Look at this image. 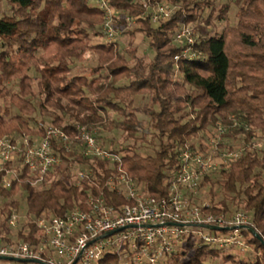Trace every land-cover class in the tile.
<instances>
[{"label": "trees", "instance_id": "1", "mask_svg": "<svg viewBox=\"0 0 264 264\" xmlns=\"http://www.w3.org/2000/svg\"><path fill=\"white\" fill-rule=\"evenodd\" d=\"M162 1L172 4L173 12L156 24L152 7L138 0H110L116 9L114 27L127 39V57L120 40L106 39L100 26L105 13L97 0H0V135L43 133L45 122L37 114L70 132L74 124H83L121 133L118 142L97 133L104 147L121 154L119 163L61 151L69 168L79 162L92 170L82 188L65 179L55 180L49 189L37 188L28 179V170L17 168L7 189L1 185L5 171L0 173V237L6 242L14 234L7 217L12 209L21 211L17 199H8L20 190L26 193L27 215L63 216L83 207L90 193L118 209L132 203L107 185L121 167L149 195L163 197L169 194L168 181L179 166L183 145L221 125L228 143L241 138L245 148L228 167L212 169L202 179L201 189L211 185L212 212L231 216L242 209L264 238V146L253 145L256 129L264 133V0L219 5L217 0H151L150 4ZM231 3L237 7L236 20L219 31L216 22H228ZM183 25L195 36L189 52L193 56L184 53L186 45L175 41ZM137 32L149 39L151 57L138 53ZM90 55L96 56L95 65L77 63ZM140 96L145 99L137 105ZM146 142L153 154L139 151ZM6 166L16 168L14 163ZM201 196L194 201L199 203ZM28 230L19 229L17 235L32 244L42 241L35 223L28 224ZM245 233L257 251L252 259L188 240L168 264H264V243L249 230ZM117 260L112 255L99 264Z\"/></svg>", "mask_w": 264, "mask_h": 264}, {"label": "built area", "instance_id": "2", "mask_svg": "<svg viewBox=\"0 0 264 264\" xmlns=\"http://www.w3.org/2000/svg\"><path fill=\"white\" fill-rule=\"evenodd\" d=\"M138 1L152 7L151 18L156 24L172 15L169 2L162 1L153 6L151 0ZM97 3L105 13L106 22L102 26L105 37L114 41L118 36L113 24L116 9L110 0H97ZM175 41L186 45L185 54L194 55L189 52L193 51L195 36L188 25L176 32ZM179 58L180 55L175 56L176 60ZM73 127L74 132H70L61 125L45 124L41 134L1 137L0 173L5 171L1 185L7 189L12 186V179L18 175L17 168H26L33 184L65 178L68 165L61 151L86 159L121 161V154L101 144L98 129L83 124ZM224 131L218 126L205 136L206 139H195V142L183 145L179 166L168 181L169 194L166 196L149 195L143 185L128 177L120 167L107 185L132 203L118 209L103 196L93 193L84 199L83 207H75L63 216L47 213L34 216L12 209L7 224L14 234L10 235V243L0 237V256L42 262L36 264H99L103 259L117 255L118 260L108 264H168V258L184 248L188 240L214 249L250 250L252 245L245 231L251 226V217L246 211L237 210L227 216L212 212L208 199H200L199 203L194 201L202 194V179L218 165L237 159L242 152L224 147ZM7 163H14L16 168L7 167ZM91 172L89 167H83L77 169L75 175L84 180ZM31 222L38 226L42 236V241L37 244L17 235L19 229L28 233Z\"/></svg>", "mask_w": 264, "mask_h": 264}, {"label": "rangeland", "instance_id": "3", "mask_svg": "<svg viewBox=\"0 0 264 264\" xmlns=\"http://www.w3.org/2000/svg\"><path fill=\"white\" fill-rule=\"evenodd\" d=\"M227 1H229V0H217V3H218V5L219 4H221V3H223V2H227ZM166 2H168V1H166ZM171 5V7L172 8H174L173 6H172V4H170ZM231 9H230V11H229V20H228V22L227 21H221L220 19H219V21H217L216 23V26L218 27V30L220 31L223 27H225V25H227L228 23L229 24H232V23H234L235 22V18H236V12H237V7L234 5V4H232L231 3ZM6 8H7V6H6ZM3 11V8H2V4L0 3V15H1V12ZM106 20V18H105V16H104V19H103V22L101 23V25L100 26H103V24L106 22L105 21ZM211 28V27H210ZM119 36H117V38L116 39H118V40H120V42H122L123 44L121 45V47H120V50H122L121 52L123 53V54H125L127 57H129V55L127 54V52L124 50V46L126 45V40L127 39H125L126 37L125 36H120V34H118ZM124 41H125V43H124ZM134 45L135 46H137L138 47V53L139 54H147L148 56H152V52H153V50L151 49V45H150V43H149V39L147 38V39H145L144 38V35H143V33H140V32H137L136 34H135V37H134ZM80 66H82V67H88V66H90V65H95L96 63H97V59H96V56H93V55H90L85 61H83V62H77ZM143 99H145L143 96H140V97H138L137 99H136V101H135V104H137V105H139L140 103H141V100H143ZM115 117H117V115L114 113L113 114ZM140 115V117L141 118H143L145 121H148V118L144 115V114H139ZM38 118H39V121H42V122H45V124L46 125H51L52 123H50L49 121H48V118H46V120H45V118H41V117H39V115L37 114L36 115ZM221 127H223L224 128V126L223 125H221ZM225 129V128H224ZM256 129V128H255ZM254 129V130H255ZM97 133H101V134H109V136L111 137V139L112 140H114V141H116V142H118L119 141V136H120V131L119 130H114V131H105L104 132V130H99L98 129V132ZM114 133V134H113ZM35 134H39V133H35ZM257 134V135H256ZM256 134H255V136L257 137V138H255V139H253L252 141H253V145L255 146V147H259L258 146V144L257 143H261L263 146H264V133H263V131L261 130V129H256ZM8 135H14V134H5V135H0V138L1 137H6V136H8ZM150 137L151 136H149L148 137V139H150ZM204 139H206L205 138V136H197L196 137V141L197 140H204ZM195 140V139H194ZM192 141V142H195V141ZM227 139H226V137H225V131H224V133H223V137H222V142H223V145H224V147H226V148H236V149H241L242 150V152H243V148H245V144H244V142L241 140V138H238V140L237 139H235V140H232V142L231 143H228L227 141H226ZM224 141H226L227 142V144H225V142ZM158 143V140H156V144ZM228 144H231V145H228ZM255 144H257V146L255 145ZM231 146V147H230ZM139 151H141L142 153H144V154H147V153H154V149L152 148V146H150L149 144H148V142H146L144 145H142V147L139 149ZM216 158H218V159H220L218 156H216ZM103 161V160H102ZM67 162V161H66ZM231 162V161H230ZM230 162H228L227 164H220V165H218L215 169H213L214 171H217L218 169H220L221 167L222 168H225V167H228L229 165H230ZM83 167H87L86 165L84 166V165H82L81 163H77V164H75V166L74 167H71V168H65V173H66V176H65V178H63V179H65V181L66 182H68V183H70V184H75V186H79L80 188H82V184H81V182H82V180H79V179H77L76 178V175H75V172H76V170L77 169H82ZM215 177H217V176H215ZM214 177V178H215ZM28 179H30V182H31V184L33 185V186H35V187H42V188H48L49 189V187L52 185V183L54 182H51V183H46V182H44V183H42V184H33L34 182H33V179H32V177H30L29 176V178ZM57 180H59V179H57ZM43 184H45L44 186H43ZM211 185L210 184H207L206 185V187H204V188H202L201 189V193L203 194V196H201V200H203V199H208V201H209V203L212 205V203H211V201H210V199H209V193H208V191H209V187H210ZM218 187L217 186H215L214 187V190H215V192H218V189H217ZM25 192L24 191H19V193H17L16 195H14L12 198H10V199H8V200H12V199H17L18 201H19V204H20V210L21 211H23V212H25L24 210H26V207H27V201H26V196H25ZM240 210H242V209H240ZM244 211V210H243ZM251 217V216H250ZM195 241V240H194ZM196 244H198V242H195V245ZM255 248L253 247V246H251V249L250 250H240V249H229L228 251L230 252V253H233V254H236L237 256V258H247V259H252L253 258V256L256 254V250H254ZM223 261V260H222ZM215 263H218V260H216L215 261ZM219 263H221V260L219 261ZM0 264H35V263H30V262H20V261H15V260H3V259H0ZM225 264H227V263H225Z\"/></svg>", "mask_w": 264, "mask_h": 264}, {"label": "water", "instance_id": "4", "mask_svg": "<svg viewBox=\"0 0 264 264\" xmlns=\"http://www.w3.org/2000/svg\"><path fill=\"white\" fill-rule=\"evenodd\" d=\"M214 229H224V228H220V227H213ZM247 230H249L254 236H256L260 241H262L264 243V238L262 237V235L252 226H247L246 227ZM122 229V228H121ZM120 229V230H121ZM226 229V228H225ZM113 232H110L109 234H112ZM0 259H4V260H17L20 262H35V263H42L39 260H29V259H17V258H13V257H9V256H0Z\"/></svg>", "mask_w": 264, "mask_h": 264}]
</instances>
